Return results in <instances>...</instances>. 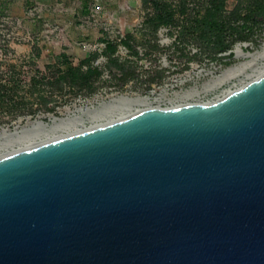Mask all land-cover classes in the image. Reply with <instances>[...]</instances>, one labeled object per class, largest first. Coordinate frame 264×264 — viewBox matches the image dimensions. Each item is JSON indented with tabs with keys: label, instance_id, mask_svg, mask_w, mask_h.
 Masks as SVG:
<instances>
[{
	"label": "water",
	"instance_id": "obj_1",
	"mask_svg": "<svg viewBox=\"0 0 264 264\" xmlns=\"http://www.w3.org/2000/svg\"><path fill=\"white\" fill-rule=\"evenodd\" d=\"M0 264H264V72L1 155Z\"/></svg>",
	"mask_w": 264,
	"mask_h": 264
},
{
	"label": "rangeland",
	"instance_id": "obj_2",
	"mask_svg": "<svg viewBox=\"0 0 264 264\" xmlns=\"http://www.w3.org/2000/svg\"><path fill=\"white\" fill-rule=\"evenodd\" d=\"M161 1L177 11L182 5ZM251 2L226 0L225 9L245 12ZM206 4L186 0L187 12ZM153 9V0H0L1 151L80 117L89 126L96 114L143 107L138 98L152 106L216 99L264 64V23L215 54L198 39H178V27L153 30ZM105 39L115 45L112 58ZM69 67L96 72L74 83L61 77Z\"/></svg>",
	"mask_w": 264,
	"mask_h": 264
},
{
	"label": "trees",
	"instance_id": "obj_3",
	"mask_svg": "<svg viewBox=\"0 0 264 264\" xmlns=\"http://www.w3.org/2000/svg\"><path fill=\"white\" fill-rule=\"evenodd\" d=\"M225 6L226 0H207L203 11L189 14L186 0H182L178 11L166 2L153 0L154 9L147 22L153 30L159 27H178V39L186 37L198 39L217 54L229 49L234 38H245L247 33L264 23V0H252L245 12L236 10L228 14ZM104 42L112 58L115 45L107 39ZM122 43L131 47L126 39H123ZM95 72L90 68L81 71L79 67H69L62 71L61 77L68 78L74 83H81L90 79Z\"/></svg>",
	"mask_w": 264,
	"mask_h": 264
},
{
	"label": "bare ground",
	"instance_id": "obj_4",
	"mask_svg": "<svg viewBox=\"0 0 264 264\" xmlns=\"http://www.w3.org/2000/svg\"><path fill=\"white\" fill-rule=\"evenodd\" d=\"M254 72H255L253 74L254 76L251 77L249 80L242 82L239 86H236L234 89L227 90L226 92H224L222 94V96H220L216 99L223 97L224 95H226L230 91H233V90L241 87L245 83H247L250 80L261 75L264 72V64L257 66L255 68ZM235 73H236L235 71L229 72L228 74H226V77L228 78L232 74L236 75ZM247 75H250V73ZM220 81H222V79ZM195 92L197 93L198 91H195ZM191 94H193V92H188L184 96H189ZM160 98H163V95L161 97H157L156 99L159 100ZM135 103H138V104L144 105V106L134 108L133 107L134 104H126V105L120 106L117 109L109 110V111H106L104 113L102 112L101 114H96L95 116H93V118H92L93 120L91 121V124L89 126H85L84 125L85 119L80 117L79 119H77V120L75 119L74 121L71 120L72 121L71 123L60 127V129H58V130H61V132L55 133L56 130H51V131L48 130V131H44V132H40V133L30 134L28 136H25L24 139L19 140L18 142H13V143L5 145V146H8V148H7V150H4V151H1V149H0V156L7 154V153H10V152H13V151H16L18 149L30 146V145H34V144L41 143L44 141H48V140H51V139H54L57 137H61V136L67 135V134L82 131V130H85V129H88V128H91V127H94V126H97L100 124H104L106 122H110L112 120H116V119L122 118L124 116H127L129 114H132V113H134L138 110H141V109L154 107L151 105V102L148 101L147 97L138 98ZM100 118H105V119L100 120ZM13 144H17V146L13 147L14 146ZM9 146H12V147H9Z\"/></svg>",
	"mask_w": 264,
	"mask_h": 264
}]
</instances>
